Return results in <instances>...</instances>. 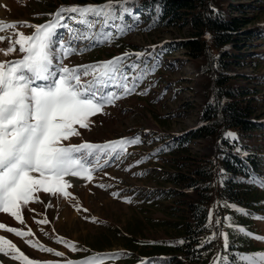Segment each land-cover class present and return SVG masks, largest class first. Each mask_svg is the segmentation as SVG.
<instances>
[{
    "label": "rangeland",
    "instance_id": "1",
    "mask_svg": "<svg viewBox=\"0 0 264 264\" xmlns=\"http://www.w3.org/2000/svg\"><path fill=\"white\" fill-rule=\"evenodd\" d=\"M232 1L248 4L246 15L253 17L249 26L264 29V0ZM104 2L105 0H0V10L4 11L0 20L27 21L39 25L51 19L48 14L55 13L62 5ZM131 13L134 14L132 11ZM229 13L242 15L231 9ZM126 17L125 22L133 25L131 31L116 36L110 43L91 46V41L76 42L75 47L87 50L69 57L64 63L75 66L109 60L125 52H154V55H158L156 70L148 73L136 93L118 100L114 106H106L104 114L90 117V129H81L80 136L72 137L65 143H105L135 136H139L142 143L127 145L128 154L119 160H111L106 167L95 171L91 181L82 177L66 178L70 181L68 191L76 190L72 196L74 199L66 200L76 215L73 224L66 222L60 227L55 226L53 219L57 215L59 200L44 194L40 195L43 203H30L29 207L35 211H23V225L15 220V227L25 232L31 229V234L14 241L1 233L6 230L0 229V235L11 239L32 260L66 264L69 259L79 260L95 254L120 252L124 255L102 256V264H187L176 262L173 257L179 252V244L170 242L181 240L183 231L180 224L187 215L186 202L195 199V194L182 185L168 181V177L181 166L187 171L189 157H216L218 142L212 137L190 141L184 147L177 145L189 130L198 126L202 106L211 90L213 75L207 69L208 56L192 55L181 47V41L190 35L189 25L182 26L181 21L178 25L157 26L151 24L152 21L149 22L146 16L139 17V22H134L132 15ZM16 31L28 35L34 29L18 25L17 29L0 32V35L15 39L13 34ZM60 35L65 41L68 40L66 31L61 30ZM165 42L170 43L167 49L162 47ZM8 46V40L0 42V49H7ZM152 46H156L154 50ZM16 47L17 51L9 55L0 52V62L19 58L21 54L18 45ZM249 48L246 49L249 54L246 63L236 65L235 69L242 76L240 78L245 79L240 80L241 84L251 82L249 86L258 90L257 112L261 120H264V38L252 41ZM135 59V56L129 57L127 63ZM151 66L152 62L149 61V67ZM145 92L146 94H142ZM228 132L237 135L234 130ZM246 140L257 151L264 152L262 131ZM157 149L161 151L157 152ZM138 160L142 161L139 165L136 164ZM221 181L222 178L217 175L212 191V233L217 234L218 246L208 264H213L222 255L232 262V255L240 259V254L264 252V239L251 238L238 231L235 216H242L245 226L240 228L254 236L264 237V219H260L264 217V186L260 187V202L253 211L246 212V215L224 206L233 204L221 197ZM100 184L105 187H98ZM113 192L119 195L113 196ZM128 198L131 202H128ZM49 203L52 206L45 208ZM224 217H231V221H225ZM45 218L48 223H37ZM217 219L220 220L219 225L216 224ZM229 223L232 227L228 226ZM220 233H227V249ZM58 237L63 240H58ZM29 240L35 246L29 245ZM65 241L74 243L78 250L72 251ZM41 244L64 252L65 255L57 257L54 253L42 251L39 248ZM17 255L19 254L14 250L5 247V252L0 253V264H26L23 259H16Z\"/></svg>",
    "mask_w": 264,
    "mask_h": 264
},
{
    "label": "snow or ice",
    "instance_id": "2",
    "mask_svg": "<svg viewBox=\"0 0 264 264\" xmlns=\"http://www.w3.org/2000/svg\"><path fill=\"white\" fill-rule=\"evenodd\" d=\"M134 2L135 0H105L102 4L62 5L55 13L48 14L51 19L39 25L27 21L0 20V32L17 29L18 25L34 29L28 35L14 32L15 39L0 35V42H9L7 49H0V52L9 55L17 51L18 45L21 54L17 59L0 62V214H7L23 225V211H35L29 205L43 203L41 194L70 200L73 194L68 191L70 181L67 177H82L91 181L95 171L106 167L111 160H119L127 155V145L142 143L139 136L123 137L105 143H65L72 137L80 136L81 129H90V117L104 114L106 106H114L118 100L136 93L148 73L156 70L158 55H154V52H125L109 60L75 66L64 63L69 57L87 50L75 47L76 42L91 41V46L110 43L116 36L131 31L133 25L125 22V14L132 15L133 21L139 22V15L132 14L128 8ZM61 30L68 34L67 41L60 35ZM152 47L154 50L156 46ZM132 56L136 59L127 63ZM149 61L152 62L151 68ZM224 135L225 139L238 140L235 133L228 132ZM159 151L161 149H157ZM141 162L138 160L136 164ZM252 182L255 183V180ZM261 185L264 186V181H261ZM98 187L104 188L105 185L100 184ZM112 195L118 196L119 193L113 192ZM128 202H131L130 198ZM51 206L49 203L45 208ZM224 206L232 207L241 214H248L236 205ZM212 217L210 210L207 224L209 228L212 227ZM223 219L231 221V217ZM37 223L46 224L48 220L45 218ZM216 224H220L219 219ZM228 226L232 227L231 223ZM0 229L15 234L16 237L31 234V229L25 232L2 222ZM237 230L251 238L264 239L238 226ZM216 235L212 233L198 247L211 243ZM220 235L223 236L227 249V233ZM57 239L63 240L62 237ZM27 243L35 246L31 240ZM65 243L72 251L78 250L71 241ZM170 243L183 244L185 241ZM5 247L18 253L15 258L23 259L26 264H59L55 261L32 260L11 239L0 235V253L5 252ZM39 248L54 253L57 257L65 255L64 252L42 244ZM121 255L124 253L95 254L79 260L69 259L66 264H102V256ZM213 264L232 262L222 255ZM239 264H264V252L240 254Z\"/></svg>",
    "mask_w": 264,
    "mask_h": 264
},
{
    "label": "trees",
    "instance_id": "3",
    "mask_svg": "<svg viewBox=\"0 0 264 264\" xmlns=\"http://www.w3.org/2000/svg\"><path fill=\"white\" fill-rule=\"evenodd\" d=\"M128 8L157 26L178 25L181 21L182 26L189 25L190 35L181 41V47L209 59L207 69L213 75L212 86L202 106L200 122L177 145L184 147L190 141L212 137L218 142L216 157H189L187 171L179 166L168 177V181L195 194V199L186 202L187 215L180 224V238L185 243L177 246L179 252L173 258L177 263L208 264L217 250V240L202 248L198 245L213 232L207 224L216 176L222 178L221 197L246 212H251L262 197L264 152L257 151L246 140L258 131L264 133V120L257 112L258 90L249 86L251 82L241 84L240 80L245 79L240 78L235 66L246 63V49H250L252 41L264 38V29L250 27L253 17L246 15L248 4L232 0H135ZM230 9L242 15L230 14ZM162 47L167 49L170 43L165 42ZM229 130L237 133L238 140L225 139ZM235 216L238 227L245 226L242 216ZM232 256V264H239L240 259Z\"/></svg>",
    "mask_w": 264,
    "mask_h": 264
},
{
    "label": "bare ground",
    "instance_id": "4",
    "mask_svg": "<svg viewBox=\"0 0 264 264\" xmlns=\"http://www.w3.org/2000/svg\"><path fill=\"white\" fill-rule=\"evenodd\" d=\"M3 10H0V16L3 15ZM70 192H72L73 196L76 192V190H70ZM80 192V189H79ZM44 194H41V196H43ZM85 196H87V194L84 193ZM88 198V197H87ZM74 199V198H72ZM59 201H57V206H58V211H57V215L54 217L53 222L55 224V226H61L64 223H68V224H73L75 219H76V215L73 211L72 206L69 204V202H66L65 199L61 198L58 199ZM88 200V199H87ZM69 201V200H68ZM31 208V207H30ZM29 219V217H27V220ZM0 221L4 222L6 225L11 226V227H15L16 226V222L14 218H11L9 215L7 214H0ZM1 233L7 235L9 238H11L14 241H18L20 238L16 237L14 234L12 233H8L6 231H2Z\"/></svg>",
    "mask_w": 264,
    "mask_h": 264
}]
</instances>
